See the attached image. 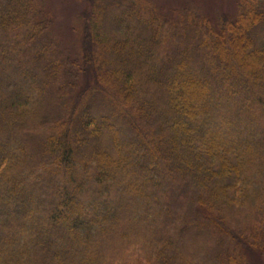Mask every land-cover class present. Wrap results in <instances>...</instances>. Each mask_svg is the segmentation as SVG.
Returning <instances> with one entry per match:
<instances>
[{
    "label": "trees",
    "instance_id": "obj_1",
    "mask_svg": "<svg viewBox=\"0 0 264 264\" xmlns=\"http://www.w3.org/2000/svg\"><path fill=\"white\" fill-rule=\"evenodd\" d=\"M100 1L70 57L0 0V264L264 258V0Z\"/></svg>",
    "mask_w": 264,
    "mask_h": 264
},
{
    "label": "rangeland",
    "instance_id": "obj_2",
    "mask_svg": "<svg viewBox=\"0 0 264 264\" xmlns=\"http://www.w3.org/2000/svg\"><path fill=\"white\" fill-rule=\"evenodd\" d=\"M113 0H101L110 3ZM166 15L175 17L184 11H193L211 19L221 14L234 16L236 0H146ZM89 0H43V8L50 20V33L59 42L64 56L75 57L82 37V12L89 8ZM175 18H178L177 16ZM135 234H138L135 232ZM252 264H264V258L251 257Z\"/></svg>",
    "mask_w": 264,
    "mask_h": 264
}]
</instances>
